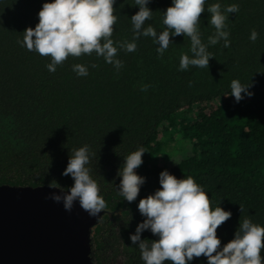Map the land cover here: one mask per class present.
<instances>
[{"label": "trees", "instance_id": "trees-1", "mask_svg": "<svg viewBox=\"0 0 264 264\" xmlns=\"http://www.w3.org/2000/svg\"><path fill=\"white\" fill-rule=\"evenodd\" d=\"M45 2L50 0H0V185L67 189L73 180L61 173L69 154L88 145V166L107 205L92 228L91 264H144L130 235L145 219L139 200L160 187L165 169L178 179L192 176L211 206L231 211L217 228L221 247L246 218L264 226V0H206L205 9L214 3L239 6L226 21L230 47L223 41L210 45L209 68L186 71L179 70L180 57L191 56V43L182 34L170 36L173 43L162 56L151 37L137 40L135 52L118 50L119 70L92 53L69 56L50 72L49 57L18 43L39 22ZM169 6L171 0H151L152 18L145 27L163 31L162 12ZM113 7L112 39L131 41L130 18L139 10L135 0H116ZM209 21L210 14L201 13L198 29L205 44L215 32ZM253 29L259 34L255 42L249 39ZM74 64L86 65L88 76H78ZM234 79L250 84L254 95L235 102ZM174 128L188 141L190 153L168 164L162 135ZM141 147L146 152L136 171L146 182L129 203L117 191V171L123 157ZM141 239L157 237L146 230ZM190 264H207V258Z\"/></svg>", "mask_w": 264, "mask_h": 264}, {"label": "clouds", "instance_id": "clouds-1", "mask_svg": "<svg viewBox=\"0 0 264 264\" xmlns=\"http://www.w3.org/2000/svg\"><path fill=\"white\" fill-rule=\"evenodd\" d=\"M151 0H135L139 10L131 16L133 38L131 41L112 39L117 16L113 7L116 0H50L38 12L39 22L35 28L29 27L18 41L29 52L49 57L46 65L55 72L69 56L81 57L95 53L97 57L112 65L116 70L123 67L118 58V50L132 53L137 50L136 41L141 37H151L158 45L156 51L163 55L169 48L170 36L184 35L190 38L191 56L180 57L179 70L186 71L190 66L209 68L212 57L210 45L223 41V47H230L226 21L228 14L239 12L237 4L226 7L214 3L205 9L206 0H171V6L163 11L165 29L161 32L145 22L152 18L153 11L148 7ZM210 14L209 23L215 32L202 42L198 29L201 13ZM258 32L253 29L249 39L255 42ZM92 67H97L93 64ZM72 70L80 77L88 76V67L74 64ZM147 85L141 91H147ZM251 85H243L239 80L231 81V96L239 103L245 97L254 95ZM228 96V95H226ZM143 147L123 157V164L117 171L120 177L118 192L129 203L136 201L146 177L136 171L143 164ZM92 153L88 145L73 149L62 176H70L73 184L67 190L58 189L47 199L62 203L71 212L76 202L90 217H98L107 207L96 180L92 178L90 164ZM160 187L139 200L138 210L145 218L130 235L133 245L139 248L144 264H190L202 255L207 264H262L261 250L264 249V226L250 219L240 221L234 239L221 247L217 228L232 216L220 204L211 206L203 186L198 185L192 176L178 179L167 169L159 174ZM57 189L55 185H49ZM150 231L157 239H141L144 231Z\"/></svg>", "mask_w": 264, "mask_h": 264}, {"label": "water", "instance_id": "water-1", "mask_svg": "<svg viewBox=\"0 0 264 264\" xmlns=\"http://www.w3.org/2000/svg\"><path fill=\"white\" fill-rule=\"evenodd\" d=\"M55 187L0 185V264H91L92 228L105 210L90 217L76 202L68 212L46 198Z\"/></svg>", "mask_w": 264, "mask_h": 264}, {"label": "rangeland", "instance_id": "rangeland-1", "mask_svg": "<svg viewBox=\"0 0 264 264\" xmlns=\"http://www.w3.org/2000/svg\"><path fill=\"white\" fill-rule=\"evenodd\" d=\"M171 129L169 133L162 135L164 141L162 158L168 164H174L190 153L188 141L183 140L180 133Z\"/></svg>", "mask_w": 264, "mask_h": 264}]
</instances>
